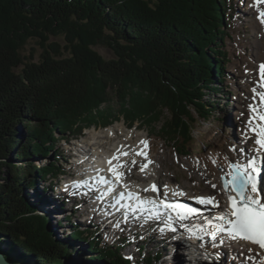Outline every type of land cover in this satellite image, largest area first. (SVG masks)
Here are the masks:
<instances>
[{
	"label": "trees",
	"instance_id": "1",
	"mask_svg": "<svg viewBox=\"0 0 264 264\" xmlns=\"http://www.w3.org/2000/svg\"><path fill=\"white\" fill-rule=\"evenodd\" d=\"M233 7L230 0H0L4 257L14 264H63L73 243L83 242L93 260L132 264L119 244L105 245L95 233L74 229L55 239L37 211L40 203L23 193L37 180L56 190L64 171L55 144L91 126L159 125L167 142L187 146L198 119L207 121L219 109L208 97L225 82ZM32 39L42 53L24 63L21 49ZM96 46L108 47L113 57H102ZM112 97L120 105L116 115L108 111ZM34 159L45 161L36 167ZM158 258L149 253L143 263Z\"/></svg>",
	"mask_w": 264,
	"mask_h": 264
},
{
	"label": "rangeland",
	"instance_id": "2",
	"mask_svg": "<svg viewBox=\"0 0 264 264\" xmlns=\"http://www.w3.org/2000/svg\"><path fill=\"white\" fill-rule=\"evenodd\" d=\"M230 1L234 5V11H232V17L228 25V36L224 40V50L228 53L224 69L225 82L220 87V91L208 97L217 103L219 109L207 121L198 119L192 131V140L188 145L182 148L181 145L167 142L159 132V125L156 127L146 125V123L139 125L140 123L137 122L134 126L127 129L123 120L113 124L114 126H123L122 128L125 131H116L115 136L109 137L112 142L122 140V136L131 132L132 134L134 133L133 142L141 136H147L153 142V151L158 153L165 149L164 151L168 154V158L163 159V164L160 168L161 177L159 178V184H157L158 182L156 183L157 185L172 182V184H180V187L186 191L194 190L199 193L214 192V188L212 189L210 184L205 182L207 179L201 175L200 169L197 166H200V164L210 165L211 160L208 159L210 154L217 153L220 155V152H224L233 155L236 151L230 150L232 145L236 144L237 148L240 147L238 143L240 141L239 128L243 126L245 118L248 117L246 114L248 105L252 103L249 101L250 95H253L250 89L253 87L254 79L249 77L250 71L254 64L257 67L259 65L255 63L252 55L254 41L257 39L256 35L260 34V23L254 12L249 13V0ZM250 2L252 1L250 0ZM49 41L57 42L63 46V42L59 38L50 37ZM94 49L106 59L113 57L108 47L96 46ZM41 53L42 49L34 39L29 40L21 49L24 63L37 62ZM21 67L19 66L18 69ZM111 99V108H108V111L116 115L120 109V105L116 103L115 98L112 97ZM239 104L244 105L243 113H240L238 109ZM93 130L102 131L104 128L91 126L83 131L82 136L69 142L62 139L55 144L56 150L54 151H61L63 156L60 166L64 171V176L59 177L61 183L56 181L59 183L56 190L46 189L44 186L46 184L37 180L35 189L23 193L27 196L30 203L37 204L40 202L39 205L37 204V211L48 218L49 231L53 233L54 238L62 240L63 238L70 237V233L74 229L79 231L84 230L95 233L97 239L105 245L116 246L119 244L123 249L122 256L125 258L131 256L133 258L131 259L132 264H145L143 263V256L154 252L159 253V258L153 264H194L190 260L189 252L184 250L178 242L170 243L172 240L169 238H172L173 235L167 236L165 232L161 235L156 226H147L146 223L143 225L142 223L135 222V220L126 223L124 226L119 225L117 229L114 226H110V223L108 224L106 220H102L101 218L91 219V213L85 212L89 211L88 209L91 211V201L83 205L81 194L72 195L69 194L70 192H63L65 190L64 185L70 180L74 181L78 175L77 167L72 164L73 160H71V157H74L77 149L81 151L79 148L80 143L86 141V138L90 136L89 133ZM243 147H248V145ZM48 158L50 161L53 159L52 155H49ZM44 161L34 159V165L38 167ZM133 171L135 172L136 168ZM135 174L138 177L134 176L135 179L131 178L130 180L136 182L139 186H147L148 182L154 179V174L151 172L147 174L148 176L144 173L140 174L137 171ZM49 211L55 214H50ZM101 220L105 225L110 227L109 234L102 231L103 225H101ZM141 237L144 238L141 239ZM178 237L181 238L182 236ZM1 246L5 250L9 249L7 245L2 244ZM85 246L86 244L83 242H74L73 249L69 252L63 264H109L104 263V261L93 260L92 255H90ZM216 256L209 263H204L248 264L237 260L235 256L228 257L220 254L219 259ZM28 264H34V261L30 259L28 260Z\"/></svg>",
	"mask_w": 264,
	"mask_h": 264
},
{
	"label": "snow or ice",
	"instance_id": "3",
	"mask_svg": "<svg viewBox=\"0 0 264 264\" xmlns=\"http://www.w3.org/2000/svg\"><path fill=\"white\" fill-rule=\"evenodd\" d=\"M264 4V0H254L253 7ZM258 19L264 26V10L259 11ZM247 71V70H246ZM255 103H249V118L241 132V139L238 143L247 145L249 140L252 141L251 147H239L233 144L231 151L237 152L235 159L225 156L228 171L225 173L224 168L220 167L223 173L220 176L222 187L220 192L224 198L221 203L215 195H195L181 190L179 187L170 188L164 185L159 189L155 183L149 188L142 191L151 190L157 193L156 198L141 197L139 192L130 190V182L126 179L131 175L134 168H139L141 173L146 174V170L154 165L159 164L153 161L149 154L150 141L147 139L140 140L137 146L120 145L116 151L105 160L106 172L110 175L92 177L84 176L82 179L74 180L65 185V191L71 187L72 192L69 194H87L82 192L83 189H92V181L96 184H104L107 192L114 191L113 185H120L124 192L120 193L117 203L122 200L129 201L124 207L133 214L140 213L143 216L148 213L146 219L159 221L164 227L159 228L161 235L165 231H175L173 221L182 223L191 220L194 216L199 215L197 209L178 202L179 197L194 199L200 205H211L219 208L215 217L216 222L208 219L202 225H186L185 233L188 239L203 241L204 236H209L215 242L218 236L226 234L228 240L244 241L251 245H257L264 250V62L258 65L257 79L253 81V87L250 89ZM243 115V114H242ZM134 153V156L142 158L139 162L133 158L130 162L124 159ZM219 154H210L208 159L213 164L217 163L216 156ZM99 173V169H96ZM78 175H81L78 173ZM227 177V178H226ZM203 178V177H202ZM209 183L212 188H217V184ZM103 198V194L98 197ZM144 237H141L143 239ZM175 239V237H173ZM215 243L212 247H216ZM199 248L205 245L201 242ZM0 251H3L0 246ZM219 259V254L216 256ZM127 259H133L131 256ZM10 264V261L7 262ZM264 264V260L261 261Z\"/></svg>",
	"mask_w": 264,
	"mask_h": 264
},
{
	"label": "bare ground",
	"instance_id": "4",
	"mask_svg": "<svg viewBox=\"0 0 264 264\" xmlns=\"http://www.w3.org/2000/svg\"><path fill=\"white\" fill-rule=\"evenodd\" d=\"M251 1L252 2H250V0H249V3H248L249 4V10H250L249 13L254 12L258 17L259 11L264 10V4H259L258 7H253L251 5H253L254 0H251ZM259 23H260V21H259ZM259 25H260L259 26L260 27V34L256 35L257 39H255V41H254V51H253V55H252L253 60L257 64L264 62V35H263L264 34V26H262L261 24H259ZM261 32H262V34H261ZM251 69L252 70L250 71L249 77H252L255 80V79H257L258 67L256 66V64H254ZM252 96L253 95H250V101L249 102L255 103V101L252 99ZM238 109L240 110V113H243L244 112V105L242 106V104H239ZM246 114L248 117L245 118L243 126L239 128L240 139H241L242 129L244 128V125L249 118V109L247 110ZM122 127L123 126H121V125H115V126L112 125L110 127L108 126L107 128H104V130H102V131H97V130L91 131L89 133L90 136L86 138V141H82L80 143L79 148L81 151H79V149L76 150V154L74 155L75 160H73L74 165L78 167V173L79 174L85 169L90 170L92 165L93 166L97 165L96 168L99 169L104 175H106V176L110 175L106 172L107 165L105 164V160L107 158H109L120 145L137 146L138 142L140 140L147 139L148 141H150V148H149L150 157L153 161H155L159 164V167H156L154 164V165L150 166L149 169L146 170L145 175H147L150 172L152 174H154L155 177L153 176V178H154L153 181L148 182L147 186L146 185L145 186H143V185L139 186L136 182L131 181L130 179L134 178V176L138 177L135 174L136 171L140 172L139 168L137 167L135 172L133 171L134 169L132 170L131 175H129L127 177L125 182L126 183L130 182V190H132L134 192H139L141 197L156 198L157 193L155 195H153L151 193V190H149L147 192H144L142 190L145 188L150 189V186L153 183L158 182L157 184H159V178L161 177V169L160 168H161V165L163 164V159L168 158V154L164 151L165 149L159 151L158 153L153 151V148H154V147H152L153 142L147 136H141V137L138 136L139 138H137L133 142L132 138L134 139V133L132 134L131 132H128L126 135L122 136V138H123L122 140L112 142V140L109 139V137L112 138L113 136H115L116 131H123L124 132L125 130H123ZM126 131H129V130H126ZM251 144H252V141L249 140L247 142L248 147H251ZM247 145L240 144V147L247 146ZM84 147H86V148H84ZM225 156L229 157L230 159H235L237 157V152L233 153V155H230V153L220 152V155L216 156V160H217L216 164H213L211 161L210 165H208V166H206L205 164H200V166H197L200 169L199 172L201 173V175L204 178H206L211 183L217 184L218 187L214 189V192H212V191L208 192L207 191V192L199 193V192H196L194 190L186 191L180 187V184H172V182H166V183H163L161 185H158V188L162 190L164 185H168L170 188L179 187L181 190H183L189 194L215 195V196H217V199H220L221 203L223 204V202L226 198H224L220 192V188H221L220 176L223 173L219 169H220V167H223L225 173L228 171L227 163L224 160ZM133 158H135L138 161V163L142 162V158L138 157V156H134V153L132 155L124 158V159H127L130 162ZM77 162H79V163H77ZM92 174L96 175L97 171L95 172L93 170ZM140 174H142V173L140 172ZM262 175H264V174H262ZM76 180H79V179L77 178ZM91 183H93V182L91 181ZM93 184H96V183H93ZM113 186L118 190V194H115L113 198L114 199L116 198V200H118L120 193L124 192V189L120 185H113ZM82 191H85V190L83 189ZM91 193H88V195H84L85 197H83V195H82L81 201H82L83 205H86L88 202L91 201V199H92ZM110 196H111V193L107 194V199H113ZM183 199H190V198H187V197H179L178 198L179 201H181ZM190 200L194 201L196 204H198L194 199H190ZM92 205L90 206V208L93 209ZM107 206L110 207L109 204ZM122 206H124V205H122ZM122 206H119L118 208L123 209ZM198 206H200V207H202L208 211L209 210L211 211V213L209 214V217L207 216L206 220L211 219V220H213L214 223L216 222L215 217L219 212V208L212 207L211 205H200V204H198ZM85 212H88V213L90 212L91 214L93 213L92 210L91 211H85ZM49 213L55 214L52 211H49ZM137 214H139V216H140V213L137 212ZM144 215H145V217H147L148 213H145ZM103 220H106V218H104ZM141 221H143V220H141ZM141 221H139V222H141ZM205 221H202V219L200 217L198 219L195 216L191 220H186V221H183L182 223L174 222V225L176 224L178 227L182 228V236H184L182 238L183 240H181V238H180L176 242H178V244L181 245V247L184 250L189 252L190 260L194 264H205L204 262L209 263V261H211V259H213V257H215L219 253L224 254L228 257L235 256V258H237V260L242 261V262H246L248 264H261V261L264 260V250L260 249L257 245H251L248 242H244V241L228 240L226 237V234H221V236H218L217 240L215 242H213L209 236H204L203 241H196V240L188 239L187 235L185 233V226L186 225H197V226H199V225H202ZM118 223H119V218H118V220H114V223H113L114 227L117 229L119 228V225H120ZM101 225H103L102 231L105 232L106 234H109V228L110 227L105 225V223L102 220H101ZM159 225L160 226L157 227L158 229L161 226H163L162 223ZM201 242L204 243V245H205L204 248L198 247V245ZM170 243H172V242H170ZM213 243H215L217 246L212 247ZM169 245H171V244H169Z\"/></svg>",
	"mask_w": 264,
	"mask_h": 264
},
{
	"label": "water",
	"instance_id": "5",
	"mask_svg": "<svg viewBox=\"0 0 264 264\" xmlns=\"http://www.w3.org/2000/svg\"><path fill=\"white\" fill-rule=\"evenodd\" d=\"M221 187H222V181H221ZM10 261V264H14L11 260H8L6 257L3 256V254L0 252V264H7V262Z\"/></svg>",
	"mask_w": 264,
	"mask_h": 264
}]
</instances>
